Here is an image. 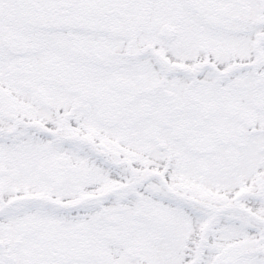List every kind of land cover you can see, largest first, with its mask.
Listing matches in <instances>:
<instances>
[{"label": "snow or ice", "instance_id": "6c2138e0", "mask_svg": "<svg viewBox=\"0 0 264 264\" xmlns=\"http://www.w3.org/2000/svg\"><path fill=\"white\" fill-rule=\"evenodd\" d=\"M0 264H264V0H0Z\"/></svg>", "mask_w": 264, "mask_h": 264}]
</instances>
